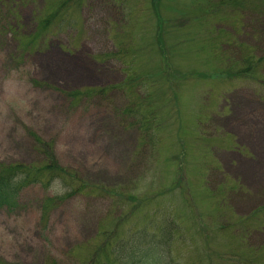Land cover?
<instances>
[{
    "label": "rangeland",
    "instance_id": "obj_1",
    "mask_svg": "<svg viewBox=\"0 0 264 264\" xmlns=\"http://www.w3.org/2000/svg\"><path fill=\"white\" fill-rule=\"evenodd\" d=\"M206 1L0 2V165L38 162L35 135L93 189L43 222L59 182L24 187L0 264H84L111 233L168 264H264V0ZM85 88L105 91L70 108Z\"/></svg>",
    "mask_w": 264,
    "mask_h": 264
},
{
    "label": "trees",
    "instance_id": "obj_2",
    "mask_svg": "<svg viewBox=\"0 0 264 264\" xmlns=\"http://www.w3.org/2000/svg\"><path fill=\"white\" fill-rule=\"evenodd\" d=\"M2 0H0L1 2ZM72 2H79L81 0H68ZM206 8H210L211 4H216L214 8L225 11H239L238 7H243V0H207ZM1 5V4H0ZM11 7V6H10ZM8 8L11 14L15 15L14 8ZM60 8V6H59ZM13 11V12H12ZM58 11L45 19L38 21L39 30H48V26L58 16ZM40 31L34 34V38L39 36ZM29 38V37H26ZM33 40V39H32ZM31 40V41H32ZM30 41V42H31ZM251 58V57H250ZM250 65L246 69L237 70V72L228 74L229 76L250 75L253 72L258 73V68ZM243 71V72H242ZM138 78V77H137ZM33 84H39L38 81H33ZM42 86V85H40ZM105 89L85 88L80 90H73L65 92V98L68 101L70 108H77L81 101L87 97L95 94H103ZM35 142V149L39 152L41 159L30 165L24 164H2L0 165V209L12 213L20 209V193L24 187L32 184H38L45 189H49L54 182H59L63 195H54L46 197L41 205V220L47 222L50 209L57 203H63L65 200L76 195L89 194L92 187L81 179L78 174L70 169L64 168L55 157L52 145L43 141L38 136H33ZM102 192L106 191L100 189ZM167 233V232H166ZM165 233V234H166ZM102 245H98L92 254V257L84 264H168L166 252L161 251L163 245L162 241L138 240L140 246L134 239H122L116 236V233L106 234ZM113 242V243H112ZM152 244L156 249L155 263L152 261L151 253L144 252L148 245ZM167 243V242H166ZM165 243V244H166ZM1 264H8L2 262ZM45 264H58L54 258H48Z\"/></svg>",
    "mask_w": 264,
    "mask_h": 264
}]
</instances>
